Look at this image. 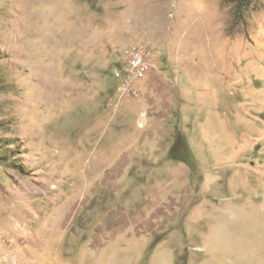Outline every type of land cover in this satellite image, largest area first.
Listing matches in <instances>:
<instances>
[{"label":"rangeland","instance_id":"1","mask_svg":"<svg viewBox=\"0 0 264 264\" xmlns=\"http://www.w3.org/2000/svg\"><path fill=\"white\" fill-rule=\"evenodd\" d=\"M0 264H264V0H0Z\"/></svg>","mask_w":264,"mask_h":264},{"label":"built area","instance_id":"2","mask_svg":"<svg viewBox=\"0 0 264 264\" xmlns=\"http://www.w3.org/2000/svg\"><path fill=\"white\" fill-rule=\"evenodd\" d=\"M119 64L120 68L115 73L118 79L117 91L121 96L138 93L141 83L152 70L150 51L145 45H135L121 55Z\"/></svg>","mask_w":264,"mask_h":264},{"label":"flooded vegetation","instance_id":"3","mask_svg":"<svg viewBox=\"0 0 264 264\" xmlns=\"http://www.w3.org/2000/svg\"><path fill=\"white\" fill-rule=\"evenodd\" d=\"M170 152L172 153L173 157H175L176 159L187 163L186 157H187V153H189V150L184 140L177 137L173 141V144L170 147Z\"/></svg>","mask_w":264,"mask_h":264}]
</instances>
